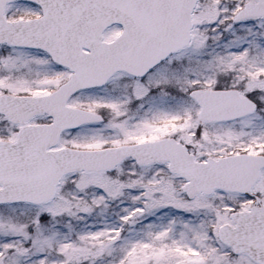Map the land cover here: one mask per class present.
I'll use <instances>...</instances> for the list:
<instances>
[{"label": "snow or ice", "instance_id": "snow-or-ice-1", "mask_svg": "<svg viewBox=\"0 0 264 264\" xmlns=\"http://www.w3.org/2000/svg\"><path fill=\"white\" fill-rule=\"evenodd\" d=\"M0 264H264V0H0Z\"/></svg>", "mask_w": 264, "mask_h": 264}]
</instances>
